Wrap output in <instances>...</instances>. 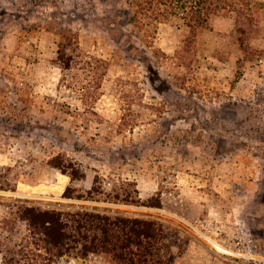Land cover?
<instances>
[{
  "label": "rangeland",
  "instance_id": "374dc122",
  "mask_svg": "<svg viewBox=\"0 0 264 264\" xmlns=\"http://www.w3.org/2000/svg\"><path fill=\"white\" fill-rule=\"evenodd\" d=\"M142 1L0 0V165L16 182L0 188L1 240L26 234L3 222L23 198L153 220L161 264H264V0L246 51L230 15L191 35ZM59 154L85 176L52 166ZM97 175L111 196L160 203L88 197Z\"/></svg>",
  "mask_w": 264,
  "mask_h": 264
},
{
  "label": "trees",
  "instance_id": "16d2710c",
  "mask_svg": "<svg viewBox=\"0 0 264 264\" xmlns=\"http://www.w3.org/2000/svg\"><path fill=\"white\" fill-rule=\"evenodd\" d=\"M193 2L196 3L195 10ZM144 3L148 7L144 6ZM257 3V0H145L138 5L142 9H152L154 21L168 20L171 14L181 13L185 26L193 30L191 35L196 33L197 28L208 26L214 15H230L235 22L232 40L245 50L243 45H251L253 34L260 28L262 18ZM161 4L167 7L162 9ZM259 4L261 5V2ZM188 5L191 10L186 12ZM137 16L138 14H134L133 18L136 19ZM259 51L264 52L263 49ZM49 163L68 173L72 181L85 176L80 164L61 154L52 157ZM15 185L16 182L0 165V188L15 189ZM66 194L73 195L70 188H67ZM100 194H105L104 199L109 201L138 205L160 203L159 200H140L139 197L131 195V191H126L124 195L117 192L111 196L104 191L102 177L97 175L87 196L100 198ZM8 208L3 219L7 224L5 225L9 226V230H14L17 221H23L27 232L19 237L21 242H16L14 247L7 246L5 240L0 237V246L5 247L0 250V264H52L55 256L75 254L86 258L92 253L109 254L118 264H161L155 253L156 223L146 217L128 216L121 210L107 207L82 205L75 208L71 204L61 202L23 198L12 199ZM9 237L10 241H13L11 236Z\"/></svg>",
  "mask_w": 264,
  "mask_h": 264
}]
</instances>
